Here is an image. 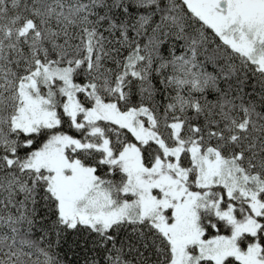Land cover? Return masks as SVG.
Returning <instances> with one entry per match:
<instances>
[{"label":"snow or ice","instance_id":"snow-or-ice-1","mask_svg":"<svg viewBox=\"0 0 264 264\" xmlns=\"http://www.w3.org/2000/svg\"><path fill=\"white\" fill-rule=\"evenodd\" d=\"M68 253L264 264V0H0V264Z\"/></svg>","mask_w":264,"mask_h":264},{"label":"trees","instance_id":"trees-1","mask_svg":"<svg viewBox=\"0 0 264 264\" xmlns=\"http://www.w3.org/2000/svg\"><path fill=\"white\" fill-rule=\"evenodd\" d=\"M197 27H198V25H197ZM206 34H207L209 37H211V36H212V32H211V30H207V31H206ZM217 43H218V41H217ZM214 47H215L214 44H212V45L209 46V55H211V49L214 48ZM177 54H180L179 51H178ZM203 58H204V57L202 56L201 59H203ZM213 67H215L214 64H209L207 70H208V71H212V70H213ZM157 87H159V84H157ZM173 95H175V93H173ZM157 99H158V100H161V99H163V98H162V97H157ZM201 122H202V121H201ZM63 130L69 132V134H72V135H74V136H79V133H77L74 129H69V128L65 127ZM221 233H222V234H227V233H228V230H227L226 228L221 227ZM37 235H38V233H37ZM61 255H63V251L61 252ZM33 259H35V257H33ZM67 260L70 262V264H75V260H74V257H73V255H72V253H68Z\"/></svg>","mask_w":264,"mask_h":264}]
</instances>
